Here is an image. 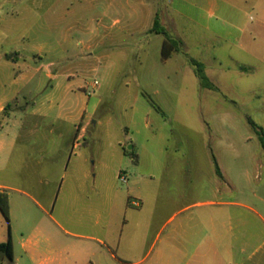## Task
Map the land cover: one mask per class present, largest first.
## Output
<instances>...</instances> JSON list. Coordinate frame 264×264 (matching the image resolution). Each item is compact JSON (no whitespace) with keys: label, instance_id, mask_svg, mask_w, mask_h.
<instances>
[{"label":"rangeland","instance_id":"rangeland-1","mask_svg":"<svg viewBox=\"0 0 264 264\" xmlns=\"http://www.w3.org/2000/svg\"><path fill=\"white\" fill-rule=\"evenodd\" d=\"M191 7L189 0L42 5L40 13L50 10L53 24L56 15L66 16L60 28L71 35V50L89 40L80 37L81 28H95V59L67 69L77 75L89 117L71 160L50 163L35 154L28 178L22 174L16 182L32 197L8 192L14 261L0 253L2 264H75L99 248L92 238L121 241L123 264H177L167 238L183 218L228 221L233 211L244 225L221 230V242L209 251L211 264L218 258L264 264V148L250 124L264 130V43H253L249 35L240 46L228 45L189 17ZM157 14L169 35L184 43L183 52L168 60L162 56L166 37L152 32ZM188 58L205 65L219 92L202 87ZM216 162L225 179L218 178ZM60 190L54 207L47 198ZM139 196L147 199V242L136 255L123 231ZM185 205L191 208L176 217ZM8 235L0 212V239Z\"/></svg>","mask_w":264,"mask_h":264},{"label":"crops","instance_id":"crops-1","mask_svg":"<svg viewBox=\"0 0 264 264\" xmlns=\"http://www.w3.org/2000/svg\"><path fill=\"white\" fill-rule=\"evenodd\" d=\"M46 1L0 0V191L20 192L26 197L32 196L17 189L16 182L22 174L25 180L28 178L31 166L37 164L36 153L48 158L50 163L57 162L58 157L71 160L79 146L80 134L89 117L88 105H85L77 75L67 69L95 59V28H81L80 37H89V40L84 47L71 50L68 45L71 35L60 28L66 16L56 15L53 24L50 10L40 13ZM189 3L192 6L189 17L203 22L205 29L224 43L240 46L249 35L253 43H264V0H189ZM83 42L82 39L79 44ZM71 51L74 55H69ZM35 138L40 139L41 145L32 143ZM51 140L55 141L52 147L49 146ZM135 160L134 165L139 166L141 157L136 156ZM122 172L125 171L120 174ZM132 174L138 178L135 170ZM222 176L218 178L225 179L223 173ZM60 195L61 190L56 196L48 197V203L55 207ZM139 199L141 204L131 210L123 231L125 245L134 244L136 255L141 254L147 242L143 214L147 199L143 196ZM228 204L245 207L240 202ZM9 207L11 218L10 197ZM189 208L191 205L183 206L175 216ZM29 209V205L24 204L23 210L29 212ZM238 215L233 211L228 214V221L213 216H201L198 220L192 216L183 218L167 238L168 244L173 246L170 258L177 264H211L209 251L221 242V230L227 225L230 230L244 225ZM7 240L0 239V244ZM91 240L99 248L91 249L92 253L75 264H123L126 261L117 253L121 241ZM215 264L225 263L218 258Z\"/></svg>","mask_w":264,"mask_h":264},{"label":"trees","instance_id":"trees-1","mask_svg":"<svg viewBox=\"0 0 264 264\" xmlns=\"http://www.w3.org/2000/svg\"><path fill=\"white\" fill-rule=\"evenodd\" d=\"M1 24V22H0ZM153 33L156 34H163L166 37V40L164 42L163 48H162V56L164 60H168L172 57V54L174 52L177 53H182V46L184 45L182 40H176L173 39L167 30L162 26L161 21L159 19L158 14L156 15L154 27L152 29ZM189 63L191 66L194 67L195 73L197 77L199 78L201 85L204 89H209L212 91L219 92V88L209 79V77L206 74V67L204 64L200 63L199 61L193 59V58H188ZM155 108L158 110V108L154 103H152ZM250 124L253 126L255 131L258 134L259 140L261 141L262 147L264 148V130L257 126L253 121L250 120ZM125 154L128 155V151L125 150ZM216 173L217 175L222 178V172L221 169L216 162ZM0 212L4 216L5 220L8 223L9 226V236L8 240L5 243L0 244V253L4 254L9 261H14V247H13V242H12V237H11V231H10V207H9V195L6 192H1L0 191ZM0 264H2L0 262Z\"/></svg>","mask_w":264,"mask_h":264},{"label":"built area","instance_id":"built-area-1","mask_svg":"<svg viewBox=\"0 0 264 264\" xmlns=\"http://www.w3.org/2000/svg\"><path fill=\"white\" fill-rule=\"evenodd\" d=\"M95 85H98V82H96ZM121 181H122L123 183H125V184H127V182H128V181H127V178H126L125 176H123V175L121 176ZM134 206H135V207H139L140 204H139L138 202H135V203H134Z\"/></svg>","mask_w":264,"mask_h":264}]
</instances>
